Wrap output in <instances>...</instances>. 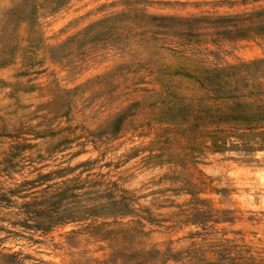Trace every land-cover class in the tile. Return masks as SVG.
Instances as JSON below:
<instances>
[{
	"label": "rangeland",
	"instance_id": "obj_1",
	"mask_svg": "<svg viewBox=\"0 0 264 264\" xmlns=\"http://www.w3.org/2000/svg\"><path fill=\"white\" fill-rule=\"evenodd\" d=\"M20 1L0 0V51L16 45L13 61L0 67V159L12 143L25 138L42 151L50 138H34L28 128L45 130L40 114L46 111L39 107L53 99L57 101L55 105L65 100L68 117L54 118L50 128L76 129L77 140L65 153L81 149L76 144L85 143V152L71 164L97 159L92 172L105 173L108 179L132 191L136 207L149 210L155 223H146L147 234H137L133 240L120 232L122 225L104 228L115 227L107 234L87 227L90 221L58 227L44 235L24 232L17 236L7 232L18 229L11 226L10 211L4 209L0 211V252H20L25 264H127L122 255L135 248L169 247L179 251L193 241L201 244V237L191 235L204 232L201 227L179 226L169 220L177 209L175 205H185L191 198L184 192L175 193L186 186V180L196 185L197 196L208 199L213 208L233 212L235 220L214 225L217 232L210 238L224 236L264 254V151L246 157L234 151L213 152L202 134L186 132L185 121H161L162 103L174 107L171 117L188 116L189 121L194 116L199 118L206 104L218 106L186 77L163 73L161 80L170 90L166 100L159 98L160 93L139 90H161L154 80L158 69L214 67L264 58V34L187 44L175 43L177 39L173 37L164 41L160 31L150 28L145 29L147 40L125 45L100 42L81 49L75 42L62 49L68 39L90 24L127 7L140 9V21L151 26L153 20L145 16L186 18L251 13L264 8V0H67L54 12L39 9L32 33L28 22L17 26L5 22L10 19L9 10ZM24 57L30 66L24 65ZM121 111L127 113L121 130L117 136H109L104 131ZM17 132L22 133L21 137H11ZM67 158L57 153L42 163L49 164V169Z\"/></svg>",
	"mask_w": 264,
	"mask_h": 264
},
{
	"label": "trees",
	"instance_id": "obj_2",
	"mask_svg": "<svg viewBox=\"0 0 264 264\" xmlns=\"http://www.w3.org/2000/svg\"><path fill=\"white\" fill-rule=\"evenodd\" d=\"M66 1L21 0L9 10L11 16L5 22H14V26L28 22L29 32L32 33L39 9L54 12ZM138 10L141 11L127 7L120 13L90 24L81 33L68 39L62 49L75 42L76 47L81 49L87 44L100 42L118 41L125 45L133 40H147L145 29L150 28L160 31L165 36L164 41L173 37L177 39L175 43L187 44L214 43L218 37L244 39L264 34V8L251 13L216 17L145 16L153 20L151 26L146 21H140ZM129 12L136 13L129 17ZM134 19L140 22H133ZM15 52L16 45L8 50L2 48L0 67L11 63ZM23 59L24 65L26 63V66H30L27 59ZM155 73L157 77L154 80L161 90H139L160 93L159 98L166 100V93L170 90L161 80L163 73L168 76L179 75L194 81L208 100L218 103L214 108L213 104H206L200 117L194 116L191 121L188 116L171 117L174 107L162 103L164 109L159 113L161 121H185L188 127L186 132L193 136L202 134V139L210 142L209 148L213 152L234 151L246 157L264 151V58L214 67L165 68ZM56 102L53 99L39 107L46 111L40 114L45 130L28 128L34 138H50V141L45 142L43 150L39 151L36 144L27 142L25 138L22 142L12 143L0 159V211L9 210L8 221L18 229L7 232L17 236L24 232L44 235L58 227L90 221L87 227L107 234L113 232L115 227L110 230L104 228L122 225L120 232L130 236V240L136 238L137 234H147L144 231L145 224H153L155 220L149 210L136 207L137 198L132 191L122 188L117 180L108 179L105 173L92 172L97 159L87 158L71 164L74 158L85 152L82 150L85 143H77L81 149L65 153L73 141L77 140L76 129L55 131L50 128L51 120L56 117L67 118L69 115L68 108H65L68 103L63 100L55 105ZM126 117L125 111L119 112L112 120V126L104 132L109 136H117ZM202 125L214 128L202 130ZM21 135V132H17L11 137L17 139ZM57 153L68 155V158L47 169L49 164H43L42 161L53 158ZM15 175L20 177L16 178ZM4 180L9 182L8 185H3ZM184 184L186 186L175 193L184 192L190 194L191 198L185 205H175L177 209L169 220L179 226L201 227L204 232L195 231L191 235L192 238L201 237L202 243L193 241L189 247L179 251L169 247L164 250L154 247L135 248L124 253L122 259L127 264H264V254L253 251L249 246L224 236L210 238L213 232H217L214 231V225L235 220L231 216L233 212L213 208L208 199L197 196L195 184L186 180ZM126 218L127 223H120V220ZM0 264H25V257L16 251L0 252Z\"/></svg>",
	"mask_w": 264,
	"mask_h": 264
}]
</instances>
